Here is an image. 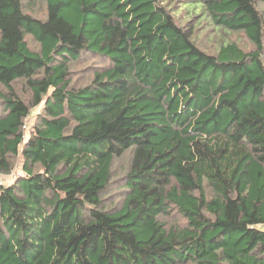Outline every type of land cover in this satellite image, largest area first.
<instances>
[{
	"label": "trees",
	"instance_id": "obj_1",
	"mask_svg": "<svg viewBox=\"0 0 264 264\" xmlns=\"http://www.w3.org/2000/svg\"><path fill=\"white\" fill-rule=\"evenodd\" d=\"M169 2L0 0V264H264V0Z\"/></svg>",
	"mask_w": 264,
	"mask_h": 264
},
{
	"label": "rangeland",
	"instance_id": "obj_2",
	"mask_svg": "<svg viewBox=\"0 0 264 264\" xmlns=\"http://www.w3.org/2000/svg\"><path fill=\"white\" fill-rule=\"evenodd\" d=\"M165 2H169V0H165ZM186 2H188V0H179L178 2H175V0H170V2H169V5H171L173 7L172 8L173 12L177 16H180V21L182 22V24H185V22L187 21V18L189 16V15H186L182 9V6L185 5ZM261 7L264 11V3L261 4ZM32 12H33V14H35L36 16H39V17H42L43 15L45 16L46 15L45 4L42 3V1L36 2ZM231 37L233 40L237 41L239 43V45L241 47H243L244 49L252 50L251 44L249 43V41L247 40V38L243 34L231 35ZM201 41L206 47H207V45L210 46V44L213 42L212 40H208L207 38L201 39ZM220 42H221L220 38L217 37L216 45H218ZM30 43L34 49L37 48L35 42L32 39H30ZM263 61H264V55H263ZM100 62H101L100 60H95V59L87 57L84 60L73 64L72 68H71V73H70L73 81L76 83H79V84H80V82L84 83V85L88 84L89 81L91 80L92 76H93L92 75L93 71H95L97 69V66L99 65ZM23 86H24L23 83L17 84V90L20 92V94H22L23 96L28 98L29 94L24 89ZM0 90H2L3 92L5 91V89L2 86H0ZM40 110H41V108L37 107V108L33 109L30 112V114L34 115L36 112H38V111L40 112ZM22 162H23V158L19 157L16 160L17 164L14 167L13 172L8 176H3V177L0 176L1 181L6 182L9 180H13L14 176L21 175V173H23ZM127 166H128V159L127 158L121 159V160H116V162L114 164L113 179L115 180L119 176H121L125 172V170L128 168ZM116 187H117V184L113 183V186L110 187V189L108 190L109 193L106 195L107 202L111 203V205L116 204V202L118 200V193H116L118 191V188H116ZM178 220L179 219H177L176 216L172 214L171 218L169 219V222L174 223L175 221H178ZM205 235H206V238L208 241L212 240L215 244L220 243V241L223 238L222 233L219 229H211L210 231H207L205 233ZM233 238H234V235L229 234L228 238H226V239L229 242H231L233 240Z\"/></svg>",
	"mask_w": 264,
	"mask_h": 264
},
{
	"label": "built area",
	"instance_id": "obj_3",
	"mask_svg": "<svg viewBox=\"0 0 264 264\" xmlns=\"http://www.w3.org/2000/svg\"><path fill=\"white\" fill-rule=\"evenodd\" d=\"M3 182L1 181V178H0V185L2 184Z\"/></svg>",
	"mask_w": 264,
	"mask_h": 264
}]
</instances>
